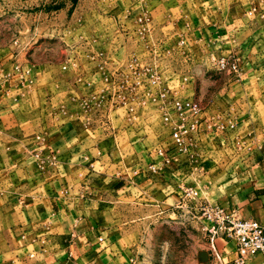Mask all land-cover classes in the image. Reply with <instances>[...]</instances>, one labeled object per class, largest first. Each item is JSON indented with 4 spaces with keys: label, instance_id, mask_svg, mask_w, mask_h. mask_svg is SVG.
Instances as JSON below:
<instances>
[{
    "label": "crops",
    "instance_id": "obj_1",
    "mask_svg": "<svg viewBox=\"0 0 264 264\" xmlns=\"http://www.w3.org/2000/svg\"><path fill=\"white\" fill-rule=\"evenodd\" d=\"M80 2L47 0L22 15L31 26L0 39V264H136L142 226L193 176L202 178V195L264 224V0H134L130 14L167 16L204 52L241 61L239 76L201 73L197 92L190 81L185 90L203 107L196 147L156 171L149 166L161 164L155 149L166 126L106 133L53 111L70 94L68 81L95 65L74 51L55 60L62 35L73 40L80 20L93 15L89 5L78 11ZM128 12L112 17L114 28ZM114 28L102 49L117 61L126 49ZM223 145L234 148L228 168L220 156L209 160ZM210 162L213 173L205 171ZM231 251L230 242L229 258ZM261 263L264 254L246 264Z\"/></svg>",
    "mask_w": 264,
    "mask_h": 264
},
{
    "label": "built area",
    "instance_id": "obj_2",
    "mask_svg": "<svg viewBox=\"0 0 264 264\" xmlns=\"http://www.w3.org/2000/svg\"><path fill=\"white\" fill-rule=\"evenodd\" d=\"M114 35L119 36L121 47L126 49L117 61L94 43L97 38L84 40L86 46L82 44L80 51L95 65L82 68L68 81L70 94L66 101L58 100L53 111L61 114L58 119L69 117L81 126L106 133L115 131L117 126H142L147 112L156 111L169 132L164 145L155 149L161 164H150L149 168H168L175 156L187 154L189 146L196 147V135L202 129L203 107L185 90L191 77L174 69L177 56L180 55L182 66L185 59L198 56L171 19L163 16L156 20L146 9L127 13ZM204 53L199 61L202 66L234 76L241 74L237 55ZM176 204L188 208L190 219L198 221L215 264H246L251 257L264 254V224L256 219L242 218L232 208L207 202L199 189L185 184L179 187ZM230 242L231 258L225 253Z\"/></svg>",
    "mask_w": 264,
    "mask_h": 264
},
{
    "label": "rangeland",
    "instance_id": "obj_3",
    "mask_svg": "<svg viewBox=\"0 0 264 264\" xmlns=\"http://www.w3.org/2000/svg\"><path fill=\"white\" fill-rule=\"evenodd\" d=\"M46 1L47 0H0V39L6 41L11 38L17 30H22L23 28L31 26L32 24L28 22L27 18L24 20L22 19V15L24 13L27 14L36 11ZM87 5L90 7L88 12H93V15L89 14L90 17L80 20L77 25V29L79 30L77 33L78 35L75 34L73 40H71V34L66 33L65 36L62 35V37H64L61 42L62 47L60 51L56 52L55 56V60L58 63L64 62L70 54L72 55V51H74V53L83 54L82 51H80L82 49L81 45L83 44V46H86L84 40L89 39L88 37L99 39L98 42L94 43H96L98 47L103 48L102 41L105 37L107 38V35L113 32L116 23L115 19L112 17L119 16L124 10H129L128 13H130L131 9L136 7L135 5L137 4L134 3V0H93L91 3H89V0H81L79 6L82 7V9L78 8V11L85 10ZM122 6L125 7L121 8ZM160 18L161 17L158 18L156 16V20ZM80 36H82L81 39ZM66 42L69 45L64 46ZM75 43L77 49H75ZM200 48L201 46L197 44L193 45L192 43V52L195 53L198 58L196 57L191 60L185 59V65L182 66L183 63L179 55L174 65L175 70H182L190 75L196 92L200 84L199 75L201 73H205L206 76H210L212 79L218 78L222 73L228 76L230 75L226 72L221 73L220 71L202 66L199 61L200 57L205 53ZM84 49L85 48H83V50ZM52 53L53 52H51L50 55H52ZM205 70L207 71L205 72ZM208 89L212 90V86L210 85ZM147 113L146 118L141 122L142 126L146 131L155 129L158 132V129L163 126L159 113L156 111H148ZM165 140L166 138L161 140L162 142L160 145H164ZM231 150H234V148L232 149L228 145H223L219 155L210 157L209 160L214 161L220 156V158L224 159L221 160L220 165H222L223 168H228L230 161H228L225 156L234 155V152H231ZM215 166L216 164L214 162H210L205 171H211L213 173L215 171ZM201 179L200 176H193L189 181H185V185L195 186L202 193L205 189L203 188ZM206 179L209 178L207 177ZM202 197L207 202H215L209 199L210 196L207 193H204ZM187 209L186 207H178L175 201V203L164 208L163 212L157 214L156 217L146 223V226H142L143 241L141 247L143 250L136 264H215L209 257L204 236L200 230L198 221L196 219H190Z\"/></svg>",
    "mask_w": 264,
    "mask_h": 264
}]
</instances>
